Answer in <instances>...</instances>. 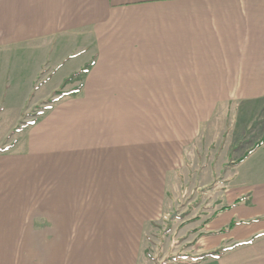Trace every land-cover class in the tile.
<instances>
[{
    "label": "crops",
    "instance_id": "1",
    "mask_svg": "<svg viewBox=\"0 0 264 264\" xmlns=\"http://www.w3.org/2000/svg\"><path fill=\"white\" fill-rule=\"evenodd\" d=\"M10 17L23 28L11 39L16 51L36 46L52 57L35 68L21 102L52 93L31 94L40 74L37 91L53 80L80 91L58 99L22 133L30 159L47 158L50 191L43 209L28 213L43 217V228L20 226L21 212L0 209V264H15L13 249L21 247H43L60 264H147L139 234L162 209L167 180L180 182L184 148L199 136L148 139L128 131L123 120L132 115L118 116L116 106L123 111L147 96L133 89L149 78L148 68L236 72L220 108V207L208 209L189 239L196 252L221 253L172 264H264V0H0V21ZM92 62L82 83L68 82ZM203 110L191 115L205 124L214 112Z\"/></svg>",
    "mask_w": 264,
    "mask_h": 264
},
{
    "label": "rangeland",
    "instance_id": "2",
    "mask_svg": "<svg viewBox=\"0 0 264 264\" xmlns=\"http://www.w3.org/2000/svg\"><path fill=\"white\" fill-rule=\"evenodd\" d=\"M3 1L11 3V0ZM21 30L12 25L11 17L0 21V105L3 101L0 112V209L14 210L10 214L21 212L20 226L35 224L36 228H43L44 218H29L28 213L42 210L39 205L46 203L45 192L50 188L46 187L44 182L46 169L43 163L47 158L39 156L30 159L22 133L58 99L78 90L79 87L70 90L64 88V84L62 88H56L60 81L55 83L53 80L37 91L43 86L39 81L43 74H40L31 94L35 95L36 92L38 96L50 91L52 93L50 92L49 96L44 95V100L35 103L30 97L23 104L22 99L33 85L31 80L35 68H40L43 61L50 62L52 57L51 53L39 54L36 46L27 47L23 52L16 51L15 43L11 39ZM70 66L69 64L65 68ZM140 72L144 77V68ZM147 72L149 78L142 82L140 88L133 89L138 97L141 90L142 94L147 93V96H143L142 100L138 98L137 105L126 104L127 110L123 106V111H120L116 106L118 116L124 118L125 114L129 117L132 115L131 122L129 118L123 120L128 131L131 129L137 138L148 139L184 137L185 132H195L199 136L191 146L184 148L180 182L176 179L173 182L167 180L164 205L155 215V221L152 224L147 223L143 233L139 234V249L142 250L147 264H172L177 260L188 259L198 263L220 251L217 249L210 253L196 252L195 245L192 246L189 239L196 230L192 227L205 222V215L209 210L214 212L220 207L222 169L217 166L221 162V151L225 146L223 137L226 134V124L223 123L224 119L221 120L220 108L224 92L227 91L223 87H228L227 82L236 79V72L233 68H148ZM84 76L85 74L81 73L74 74L68 82L75 80L80 84ZM205 106H212L214 115L204 124L195 121L196 117L191 115V112L203 113ZM17 122L15 129L7 135L9 129ZM100 203L106 205L108 202L103 199ZM13 252L16 257L15 264H49L51 261L60 264L63 260L45 256L46 250L43 247L15 248ZM57 252L58 250H53V254ZM71 262L77 264L75 259Z\"/></svg>",
    "mask_w": 264,
    "mask_h": 264
},
{
    "label": "trees",
    "instance_id": "3",
    "mask_svg": "<svg viewBox=\"0 0 264 264\" xmlns=\"http://www.w3.org/2000/svg\"><path fill=\"white\" fill-rule=\"evenodd\" d=\"M93 65V62L89 64V66H87L85 69L82 70L81 74H86L88 71H89V68ZM80 91V88H78V90H74L70 93H68L67 95H75L77 94L78 92ZM221 251H218L217 253H215L214 255L217 256V255H220ZM203 258V256H202Z\"/></svg>",
    "mask_w": 264,
    "mask_h": 264
}]
</instances>
